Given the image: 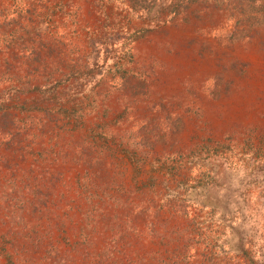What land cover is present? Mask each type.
<instances>
[{"label":"rangeland","instance_id":"1","mask_svg":"<svg viewBox=\"0 0 264 264\" xmlns=\"http://www.w3.org/2000/svg\"><path fill=\"white\" fill-rule=\"evenodd\" d=\"M0 264H264V0H0Z\"/></svg>","mask_w":264,"mask_h":264},{"label":"trees","instance_id":"2","mask_svg":"<svg viewBox=\"0 0 264 264\" xmlns=\"http://www.w3.org/2000/svg\"><path fill=\"white\" fill-rule=\"evenodd\" d=\"M177 1H182V0H174V3H175V2L177 3Z\"/></svg>","mask_w":264,"mask_h":264}]
</instances>
